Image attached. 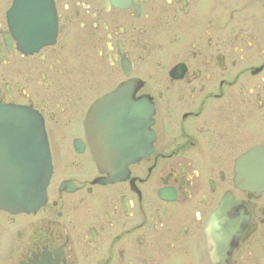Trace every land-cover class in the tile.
Returning a JSON list of instances; mask_svg holds the SVG:
<instances>
[{"label":"flooded vegetation","instance_id":"flooded-vegetation-1","mask_svg":"<svg viewBox=\"0 0 264 264\" xmlns=\"http://www.w3.org/2000/svg\"><path fill=\"white\" fill-rule=\"evenodd\" d=\"M50 1L36 52L0 24V104L39 116L51 164L44 206L0 211V264H213L225 223L230 264H264V191L236 184L264 154V0Z\"/></svg>","mask_w":264,"mask_h":264},{"label":"water","instance_id":"water-1","mask_svg":"<svg viewBox=\"0 0 264 264\" xmlns=\"http://www.w3.org/2000/svg\"><path fill=\"white\" fill-rule=\"evenodd\" d=\"M50 9V0L13 1L7 13L8 28L19 44L23 42L26 50L35 52L52 43L55 24ZM5 45H10L8 38H5ZM116 97V94L110 95L105 100L112 101ZM148 117L135 104L134 153L130 154L131 162L140 160L150 152L149 142L152 139L148 133L151 124ZM245 157L256 159L257 164L237 170L236 184L245 190L263 192L264 154L254 149ZM50 175L48 143L39 116L27 108L0 104V210L13 214L37 211L46 202ZM233 228V224L225 223L207 229L209 243L213 245V264H230L223 255L226 252L224 246L234 234L220 232Z\"/></svg>","mask_w":264,"mask_h":264},{"label":"rangeland","instance_id":"rangeland-1","mask_svg":"<svg viewBox=\"0 0 264 264\" xmlns=\"http://www.w3.org/2000/svg\"><path fill=\"white\" fill-rule=\"evenodd\" d=\"M12 0H0V24L4 21V16L11 5Z\"/></svg>","mask_w":264,"mask_h":264}]
</instances>
